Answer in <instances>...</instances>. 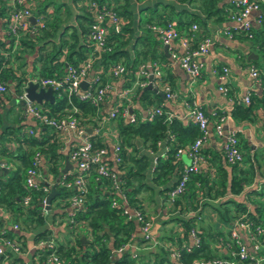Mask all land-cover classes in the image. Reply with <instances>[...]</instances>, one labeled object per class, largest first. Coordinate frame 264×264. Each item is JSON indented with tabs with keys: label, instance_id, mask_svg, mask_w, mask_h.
<instances>
[{
	"label": "trees",
	"instance_id": "trees-1",
	"mask_svg": "<svg viewBox=\"0 0 264 264\" xmlns=\"http://www.w3.org/2000/svg\"><path fill=\"white\" fill-rule=\"evenodd\" d=\"M8 1L10 0H0V19L3 20V27L7 26V14L11 8ZM57 1H60L58 5L67 6L62 0ZM89 1L91 0H71L76 8L73 24L66 23L69 18L65 13L58 14L59 11H55L52 0H39L38 3L32 5L31 13L34 16L42 14L45 25L32 33L19 32L16 43H14V36L6 28V32L0 38V78L15 80L16 93L21 91V85L26 79L23 69L25 63L23 53L34 55L32 70L36 72L32 75L38 77H58L63 73L65 63L77 64L87 58L91 48L86 39L89 24L93 20V9L88 7ZM92 1L96 4L111 6L121 22L117 30L109 29L106 35V46L109 48L93 52L91 55V72L105 77L108 66L121 61L126 67L125 85L131 80L138 62L144 60L156 63L166 62L161 48L162 43L148 25L152 23L164 25L173 20L175 29L188 38L189 48H194L201 38L208 34V23L228 20L229 12L236 8L235 1L232 0H154L150 5L144 4V0ZM134 2L139 3L138 16H135ZM68 14H71L70 10ZM192 23L198 27L194 33L190 29ZM136 30H140V33L135 35ZM255 34L259 35L258 45L262 48L264 29H255L252 37ZM14 71H19V73L15 75ZM154 79L167 80L161 74ZM53 97L52 102L43 101L40 105L55 116L70 108L71 104L77 108L74 113L77 117H91L97 112L104 114L108 110V108L105 109V104L109 102L108 99L97 109L89 100L78 99L74 95L70 96L71 103H69L66 93L61 90L53 91ZM256 102H261L264 107V96L250 95L247 105L241 103L234 105L231 110L232 116L241 120H251L252 108ZM131 103L138 105L141 109L151 104L159 105L164 110L159 94L150 88L139 87L131 96ZM130 107L132 111L137 112L138 107L133 108L132 105ZM220 116V114H215L216 118ZM115 126L120 146V160L116 164H113L112 160H108V163L118 172L119 185L127 198V203L145 212L137 193L147 190L151 195L153 185L164 184L159 189V193L164 196L165 191L171 186L183 166L177 157L178 150L187 149L198 134L197 124L192 119L182 121L175 116L166 121L162 113L150 119H137L134 122L127 121L118 115L115 118ZM18 129L9 128L7 132L0 134V156L12 163V168L5 174L0 172V207L8 214L5 222L10 219L11 222L18 224L20 230H35L32 236L35 242L52 235V231L45 225L46 217L42 215L39 205L41 198L47 193L41 187H27L24 183V172L32 165L33 152L38 150L44 155V161L39 166L43 175L55 179L60 172L62 155L54 148L53 134L26 135ZM44 129L46 130L47 127ZM10 136L16 142L13 148H9L6 144ZM136 138L141 141L144 148L152 152L157 151L159 142L163 139L166 141L167 149L163 156L155 157V162L149 172V155L137 149L134 142ZM201 155L203 157V153ZM216 158L213 173L209 174L204 170L192 173L186 182L185 190L169 204V211L178 210L177 213L171 215L170 219L176 220L177 225L181 227V233L163 238L172 240L176 246L182 241L189 242L188 230L195 224L196 217L194 215L185 217V212L196 208L199 195L203 197L199 205L210 204L224 222H229L235 212L245 211L246 216L253 220L263 216V205L251 201L249 191L244 188L251 182L252 175L256 174L258 168L250 166V169L246 171L237 163L228 164L224 161L221 151L216 154ZM147 172L150 183L145 181ZM71 178L70 174L64 176V180L67 181ZM85 178L82 206L77 208L70 217L64 210L67 197L80 193L73 185L65 187L54 182L56 193L50 201V209L53 211L51 217L52 219L56 217L61 222L65 221L64 227L69 229L64 234L63 240L55 237L54 252L60 259V264H135L137 257L146 261L152 257L150 263L160 264L166 259V252L160 246H157V250L153 252L142 250L141 254L137 253L135 257H131L129 247L115 253L114 249L127 243L134 242L138 248L145 245L141 238L135 236L138 224L134 219L126 217L122 206L111 205V200L113 198L119 200V195L113 191L108 178L98 176L93 169L89 170ZM26 193L30 195L31 200L24 205L21 197ZM238 193H241V196L237 197ZM218 197L222 198L218 199L215 204L208 201ZM246 202L252 204V210H246ZM226 203L233 204L232 212L226 207ZM1 229L3 231L0 232V236L21 239L20 245L24 248L25 243L21 232L7 227L0 219ZM53 234L55 236V233ZM81 235L85 236L84 241H81ZM198 235V245L190 246L188 250L180 249V259L183 262L188 263L194 258H210L219 255L214 251L215 246L210 245L212 242L226 246L225 248L236 249V245L230 241L227 233L221 230H208V233H202L199 230ZM49 251L35 249L33 257L43 260ZM221 254L225 255L224 252ZM11 264L25 263L21 258L15 257Z\"/></svg>",
	"mask_w": 264,
	"mask_h": 264
},
{
	"label": "built area",
	"instance_id": "built-area-1",
	"mask_svg": "<svg viewBox=\"0 0 264 264\" xmlns=\"http://www.w3.org/2000/svg\"><path fill=\"white\" fill-rule=\"evenodd\" d=\"M235 1L236 8L231 10L228 14V20L232 21L233 26L224 27V33L230 35L233 32H241L247 38H251L255 28L252 25L250 13L254 12V22L257 26H261L264 21V0H232ZM39 0H10L8 4L11 6L7 16V29L14 36V43L17 42V36L19 32L32 33L44 27L45 20L42 14L34 16L31 13L32 5L38 3ZM88 7L93 9V20L89 24L88 36L86 39L87 44L90 46V52L87 58L83 61L72 64L65 63L63 73L58 76H46L38 77L33 76L29 79L37 82L38 86L45 88L50 86L53 91H64L67 95L68 102L70 96L74 95L78 99L89 100L91 104L100 107V104H104L110 95L113 94L114 100L106 113L100 114L97 112L91 117H77L74 113L77 108L71 104L70 108L59 115H52L41 107V103H37L33 100H28L25 97L23 86L25 81L21 85V91L17 93V97L24 99V113L31 116L42 127L51 129L55 136L59 137L62 133L67 134L74 141L67 151V160L73 164L74 171L71 173L69 170L59 172V177L56 180L48 178L43 175L40 164L44 161L43 154L38 150L34 151L31 159L32 165L26 168L24 172V183L27 187L37 188L41 187L44 192H48L50 186H54V182L59 183L65 187L74 186L77 188L78 193L72 194L67 197V205L64 210L67 211V215L70 217L73 212L82 206V193L85 191V177L88 175L90 169H93L98 176L106 177L110 180L113 191H116L119 195V200L113 198L111 200L112 206H122L123 212L126 213L127 218H132L138 224V231L141 235V239L144 241L145 246H160L163 251L166 252V259L162 260L160 264H264V204L262 206V217H257L253 220L246 216V212L234 213V217L229 221V229L227 231L228 238L236 245V249L232 250L229 247L225 248V255L219 254L210 258H194L188 263L183 262L180 259V249L188 250L190 246H196L199 242V229L198 227L191 226L188 230L189 242L182 241L180 245L176 244L172 240L160 241L151 233L152 219L147 216L146 212H142L139 208L131 206L127 203V198L119 185L118 172L116 169L110 167L108 160H112L113 164H116L119 160L120 146L117 139V129L113 133L114 141L111 143V152L109 153L107 148V142L104 138L105 134V122L107 120H115L119 115L127 121L134 122L137 119H150L156 114L165 115V120L168 121L171 117L170 114L164 111L159 105L145 106L139 114L134 113L131 110V96L139 87H144L148 82L153 85L155 80L160 75V71L155 67V61H141L138 62L133 70L132 78L127 82L125 73L126 67L123 62L116 61L110 64L105 72V77H102L99 73L91 72V55L93 52L108 49L106 46V35L109 29L117 30L120 25V18L117 16L114 9L111 6L104 4H96L95 1H89ZM34 16V22L31 23L29 16ZM174 21L170 20L164 25L152 23L148 27L156 34L162 44H168L173 39H179L180 44L183 47V52L177 57L180 66L188 74L189 77H198L203 69L204 63L202 57L208 53V47L212 42V37L206 35L201 38L197 46L189 48L188 38L178 32L174 27ZM192 33H194L198 27L195 23L190 25ZM211 72L216 74L220 80H225L228 68L226 65L214 66L211 68ZM151 73V78L147 76ZM247 73L257 83L262 82V78L258 69L254 65L247 67ZM81 81H85V86L81 87ZM162 82V89L166 98H171L173 93L170 86L165 81ZM6 80L0 78V93H4L7 90ZM220 89H225L223 86H219ZM250 92L242 97L241 102L247 105L250 101ZM107 100V101H108ZM189 117L197 124L198 134L194 137L191 143L188 145L186 151L189 156V163L182 166L177 177L174 178L171 186L165 191L163 201L165 204H171V202L177 198L186 188V182L190 178L192 173L200 170L203 163V157L200 153V145L207 132L208 117L204 110L198 105L192 102L188 109ZM261 115L264 119V107H262ZM222 117H218L213 124L215 133L222 137L220 151L224 161L228 164L237 163L241 165L243 159V150L240 146V142L235 130L223 132L221 126ZM32 128L25 130L26 135L34 134ZM170 137V135H168ZM164 140V139H163ZM100 144H95V143ZM162 142V141H161ZM160 144V142L158 143ZM16 145L15 143H9L11 148ZM148 150L150 153L151 150ZM167 149V145L163 146V151L160 156H163L164 151ZM181 151L178 150V154ZM249 155L254 158L253 151L247 150ZM156 157V156H155ZM155 157L150 163V169L152 168ZM253 161V159H252ZM243 167V166H242ZM12 168V163L0 156V172L3 169L7 171ZM66 174L72 175V178L67 181L64 180ZM198 185V183H197ZM245 190L255 191L257 186L246 185ZM238 195V194H237ZM236 195V196H237ZM222 197H218L221 199ZM31 200L28 193L23 194L21 202L27 205ZM203 200L200 195L197 198L198 205L195 209H188L185 212L187 215H194L196 219L200 217V211L205 205H199ZM42 215L46 217L45 225L52 231V235L48 238L39 239L33 241L31 248L50 250L43 260H38L40 264H60V259L54 252L56 241L55 234L51 226L47 225V215L51 211L49 207L45 208V195L41 198ZM246 210H252V204L250 202L245 203ZM178 210L169 211L168 213H177ZM253 212V211H252ZM51 213V212H50ZM7 212L0 207V219L3 221ZM258 216V215H257ZM65 222V221H64ZM196 222V220H195ZM65 224V223H63ZM177 224V223H176ZM13 230L19 231L18 224L11 222L10 227ZM65 228V227H64ZM178 233H181V227L176 226ZM3 229L0 230L2 232ZM54 236V237H53ZM21 239L15 237L0 236V264H11L15 257L20 256L24 252L28 251L20 245ZM133 244H124L121 247L114 249V252H119L122 249L130 248ZM228 246V245H227ZM226 247V246H225ZM131 257L137 255L134 249H129ZM41 255V254H39ZM142 264V263H135ZM152 264V263H150Z\"/></svg>",
	"mask_w": 264,
	"mask_h": 264
},
{
	"label": "crops",
	"instance_id": "crops-1",
	"mask_svg": "<svg viewBox=\"0 0 264 264\" xmlns=\"http://www.w3.org/2000/svg\"><path fill=\"white\" fill-rule=\"evenodd\" d=\"M67 4L71 12V17L66 23H74V14L76 8L72 5L71 0H62ZM143 2V1H142ZM154 0H144V4L150 5ZM138 5L139 3L134 2V12L135 16H138ZM254 12L250 13V18L252 25L255 29H264V21L259 27L254 22ZM3 20L0 19V38L6 32L7 26L3 27ZM232 27V21L226 20L218 23H208V35L212 37V42L208 47V53L202 57L204 66L201 70V73L198 77L191 78L188 74L182 69L177 60V57L180 56L183 52V47L180 44L179 39H173L169 41L166 45V49L161 48L165 56L166 62H155V67L159 69L160 74L167 79L165 82L170 86V89L173 93L171 98H166L165 96H160L162 101V106L166 112L170 114V117L175 116L176 118L182 121H188L191 119L188 115V109L191 106L192 102L198 105L201 109L204 110L205 114L208 117L207 132L204 139L200 145V151L203 153V163L201 164L200 170L208 171L209 174L214 172L216 165V154L220 152V146L222 137L218 136L213 128L214 121L217 119L215 114H220L222 117L221 126L223 132L235 130L237 133L240 146L247 150H252L253 152L257 147H260L264 144L261 137H264V119L261 115L263 105L261 102H256L253 105V113L251 120H241L235 118L231 114V110L234 105L241 103L242 97L246 92H250L252 96L261 97L264 96V46L259 47V35L255 34L252 38L245 37L241 32H233L230 35L224 33V27ZM140 30L135 31V35L139 34ZM34 55L23 53L25 77H33L36 71L32 70V60ZM158 64L160 65L158 67ZM226 65L228 68V73L225 80H220L216 74L211 72V68L214 66ZM249 65H254L262 78L261 83H257L247 73V67ZM15 75L19 71H14ZM7 82V90L4 93H0V134L4 131L7 132L9 128H19L20 132H25L27 128H32L34 134H53L55 145L54 148L56 151H59L62 155L60 169L64 165V160L67 158V151L74 141L67 134H61L59 137L55 136L51 129H44V127L39 126V124L28 114L24 113V104L25 101H22L17 97L16 93V81L9 78L5 79ZM153 87L156 91L163 92L162 82L156 81L153 82ZM219 86H223L225 89H220ZM152 90V89H151ZM155 92V91H154ZM157 93V92H156ZM114 100L113 94L109 97V102L105 104V109L111 106V102ZM133 108H137L138 105L132 104ZM132 110V109H131ZM141 108L138 107L137 112L133 110L134 113L139 114ZM105 136L107 142V148L109 153L111 152V143L114 141L113 133L116 131L115 120H107L104 125ZM9 135V134H8ZM9 137V136H8ZM6 142L9 148V143H15V140L10 136ZM135 146L138 150L144 151L149 155L150 163L152 159L162 154L163 146L165 145V139L162 140L159 144V148L153 154L148 150L146 151L141 143V141L136 138L134 140ZM178 160L181 165L189 163V156L186 149H182L177 155ZM70 167L67 169L69 172L74 171L73 164L70 163ZM243 166V165H242ZM42 171V170H41ZM150 171V165L148 172ZM147 172V177L145 181H149V173ZM3 174V172H2ZM162 185H156L153 187V192L151 195L149 193L142 194V191L137 193V197L140 199V204L143 206L144 211L147 216L152 219L151 233L160 241H165L169 239H164L166 237V231L169 228V225L174 223V228L172 231L175 232V235L178 233L176 228V220L172 221L170 219L173 213H168L170 205L165 204L161 201L162 193H159V189L163 187ZM252 192V191H250ZM211 203L215 204L218 201L216 199H210ZM50 212H53L52 210ZM47 215V225L51 226L53 232L56 235L61 232L66 234V228H64V222L60 221L58 218L51 217L50 213ZM5 215V214H4ZM3 218L4 224L7 227H10L11 220L5 222L7 216ZM195 226L202 233H208L209 231L221 230L227 233L229 229V222H224L219 216L214 208L210 205H204L200 211V217L196 219ZM23 234V240L25 243V249L28 248V251L24 252L18 258H21L25 264H40L33 257V249L31 245L33 243L32 236L35 230L24 231L19 230ZM139 231H136V237L141 238V235L138 236ZM174 235V236H175ZM84 236V235H83ZM85 237V236H84ZM170 237V236H169ZM214 241V240H213ZM130 247L134 249L136 253L141 254L140 251H156L157 246H143L138 248L135 243ZM210 245L215 246L214 251L221 254L226 252L225 247L220 245L217 242H212ZM129 248V249H130ZM152 257L149 258V261L141 260L140 257H137L135 263L150 264Z\"/></svg>",
	"mask_w": 264,
	"mask_h": 264
},
{
	"label": "rangeland",
	"instance_id": "rangeland-1",
	"mask_svg": "<svg viewBox=\"0 0 264 264\" xmlns=\"http://www.w3.org/2000/svg\"><path fill=\"white\" fill-rule=\"evenodd\" d=\"M52 2L54 3L53 6H54L55 11H59L58 14H61V13L64 14L65 13L68 16V18L71 17V14H68V11L70 9L67 6L58 5V2H60V1H57V0H54V1L52 0ZM63 10H64V12H62ZM261 139L264 142L263 136L261 137ZM241 148H242V146H241ZM242 150L244 152L243 159L241 161L243 168L246 171H248V169H250V166H254V167L256 166L258 168V169H256V174L252 175V180L249 183L250 185L254 184V186H257V189L255 191L248 193L249 199L251 201L258 202L259 204L263 205L264 204V144L255 149V151L252 154L254 156V158H252L249 155L247 149L242 148ZM252 159H253V161H252ZM253 176H254V178H253ZM141 191H142V194L149 193L147 190H141ZM245 195H247V194H245ZM239 196H241V193H238L237 197H239ZM161 198H163V195L161 196ZM208 201L211 203L210 200H208ZM205 205H207V204H205ZM225 205L232 212L233 204L232 203H226ZM172 221H174V220H172ZM174 225L175 224L172 223L171 225H169V228L173 230ZM170 229H168L166 231V235L174 236L175 232L170 230ZM68 230L69 229L66 228V231H68ZM57 236L60 240L64 239V234H62L61 232H59L57 234Z\"/></svg>",
	"mask_w": 264,
	"mask_h": 264
},
{
	"label": "water",
	"instance_id": "water-1",
	"mask_svg": "<svg viewBox=\"0 0 264 264\" xmlns=\"http://www.w3.org/2000/svg\"><path fill=\"white\" fill-rule=\"evenodd\" d=\"M30 22L33 23L34 22V16L31 15L29 16ZM163 49H166V44L162 45ZM148 79L151 78V73H149V75L147 76ZM81 87L85 86V81H81L80 83ZM144 88H150L153 91L157 92L158 94H160L162 97L164 96L163 92L160 91H156L155 87H153L150 82H148ZM23 90L25 92V97L28 100H33L37 103H41L42 101H49L52 102L54 97H53V93H52V89L50 86H46L45 88L38 86L37 82L32 81L31 79H27L25 81V84L23 86ZM22 101H24V99H21ZM70 163L67 160V158H65L64 160V165L63 167L60 169V172H64L66 171V169H68L70 167ZM7 172V169H3V174H5ZM59 174L56 176V180L58 179ZM56 193V190L54 189V186L51 185L49 191L47 192V194L45 195V204L44 207L48 208L49 207V203L51 201L52 196ZM40 206H42V204H39ZM106 228L104 227V230ZM138 236H140V233H138ZM81 241L85 240V237L83 235L80 236ZM109 245H110V241H109ZM124 249H122L123 251ZM118 253V252H116Z\"/></svg>",
	"mask_w": 264,
	"mask_h": 264
}]
</instances>
